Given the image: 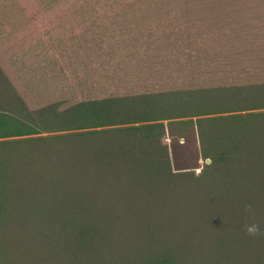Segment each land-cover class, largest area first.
I'll return each instance as SVG.
<instances>
[{
    "label": "trees",
    "instance_id": "1",
    "mask_svg": "<svg viewBox=\"0 0 264 264\" xmlns=\"http://www.w3.org/2000/svg\"><path fill=\"white\" fill-rule=\"evenodd\" d=\"M242 6L82 0L67 25H29L0 99V212L40 175L56 264H264V25Z\"/></svg>",
    "mask_w": 264,
    "mask_h": 264
},
{
    "label": "rangeland",
    "instance_id": "2",
    "mask_svg": "<svg viewBox=\"0 0 264 264\" xmlns=\"http://www.w3.org/2000/svg\"><path fill=\"white\" fill-rule=\"evenodd\" d=\"M79 1L82 0H3L0 3V99L14 95L19 89L18 77L26 65L24 47L32 38L29 25H67ZM242 3V12L254 20L251 25H264V0H242ZM12 12L14 30L6 27ZM53 134L56 133L41 135ZM165 140L170 142L168 135ZM39 178L40 175L28 171L6 186L7 203L0 212V261L4 264L57 263L56 255L52 261L50 241L55 234L56 217L52 211L53 216L40 213L33 202L32 191ZM244 253L242 264H261L253 251Z\"/></svg>",
    "mask_w": 264,
    "mask_h": 264
},
{
    "label": "clouds",
    "instance_id": "3",
    "mask_svg": "<svg viewBox=\"0 0 264 264\" xmlns=\"http://www.w3.org/2000/svg\"><path fill=\"white\" fill-rule=\"evenodd\" d=\"M207 163H208V165H211V163H212L211 159H209L207 161ZM250 207H251L250 205H246V210L250 209ZM245 230L251 236H255V235L261 233V231H262L260 225H258L256 223H250V224L246 225Z\"/></svg>",
    "mask_w": 264,
    "mask_h": 264
}]
</instances>
